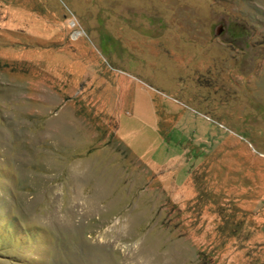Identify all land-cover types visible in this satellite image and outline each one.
<instances>
[{
  "label": "rangeland",
  "instance_id": "rangeland-1",
  "mask_svg": "<svg viewBox=\"0 0 264 264\" xmlns=\"http://www.w3.org/2000/svg\"><path fill=\"white\" fill-rule=\"evenodd\" d=\"M142 262L264 264V0H0V264Z\"/></svg>",
  "mask_w": 264,
  "mask_h": 264
},
{
  "label": "bare ground",
  "instance_id": "bare-ground-1",
  "mask_svg": "<svg viewBox=\"0 0 264 264\" xmlns=\"http://www.w3.org/2000/svg\"><path fill=\"white\" fill-rule=\"evenodd\" d=\"M137 253H138V252H137ZM132 255H133V254H132ZM135 255H136V254H135ZM141 255H142V254H141ZM147 256H148V255H147ZM142 257H143V256H142ZM133 258H134V257H133ZM136 258H137V261H138V258H139V257H136ZM146 262H147V261H146ZM146 262H145V263H146ZM135 264H136V263H135ZM142 264H143V262H142Z\"/></svg>",
  "mask_w": 264,
  "mask_h": 264
}]
</instances>
